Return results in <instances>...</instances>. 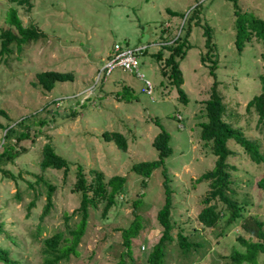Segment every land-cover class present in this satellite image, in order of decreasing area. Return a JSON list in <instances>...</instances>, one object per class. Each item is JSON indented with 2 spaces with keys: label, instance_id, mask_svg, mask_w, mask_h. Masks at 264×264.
Returning <instances> with one entry per match:
<instances>
[{
  "label": "rangeland",
  "instance_id": "374dc122",
  "mask_svg": "<svg viewBox=\"0 0 264 264\" xmlns=\"http://www.w3.org/2000/svg\"><path fill=\"white\" fill-rule=\"evenodd\" d=\"M28 1L29 4L17 5L0 0V30L10 25L5 16L13 6L24 25L34 23L44 32L38 39L20 47L13 44L9 52L0 54V151L6 148L18 152L14 160L2 164L9 172L0 171V245L21 257L19 264H41L44 235L61 229L64 237H70L69 229L81 217V192L75 189L76 171L81 165L88 181L93 177L92 169L102 171L104 180L114 174L125 175L127 180L105 216L101 214L103 202L89 206L78 244L80 254L62 264H120V259L121 264H150L147 255L162 232L156 212L165 201V169L173 191V227L172 239L165 241L161 264H250L235 263L230 254L234 249H245L236 238L238 233H244L243 217L254 215L264 221V188L256 183L264 176V161L254 162L237 142L229 139L227 145L232 153L227 161L233 167L230 193L241 206V217L227 223L228 211L220 201L217 207L221 218L217 224L204 226L197 217L209 184L196 178L210 169L216 158L210 142L205 144L200 137V123L206 120L204 105L215 73L216 86L225 103L224 118L256 140L264 154V125L257 124L252 108L246 109V102L260 92L264 40L253 35L238 51L233 2ZM238 5L264 19V0H238ZM196 19L200 21L196 23ZM189 20L191 45L178 58L181 88L187 95L183 100L168 72H161L163 60H158L154 52L160 49V43L184 35L186 29L181 27L186 28ZM206 24L212 27V41L216 44L213 73L211 62L200 59L207 51L203 35ZM115 43L121 48L144 46L138 55L143 78L120 66L105 79L97 78L98 70L112 56ZM167 54L163 50L162 57ZM49 69L70 72L73 78L56 81L47 90L38 83L36 74ZM145 78L152 83L151 94L145 90ZM11 125L14 136L5 138V127ZM161 128L170 134L171 153L149 176L134 172L133 162L158 157L152 141ZM106 130L123 133L126 149L104 139ZM20 133L24 135L15 141ZM46 142L67 159V171L63 167L41 168V149ZM45 182L54 184L55 189L49 211L42 214ZM32 199L35 202L28 209ZM133 220L140 226L137 235L131 237L130 254H124L122 230ZM38 225L41 232L36 237ZM178 231L191 242L188 250L179 246ZM8 234L20 243L10 241ZM258 260L264 264L262 254Z\"/></svg>",
  "mask_w": 264,
  "mask_h": 264
},
{
  "label": "trees",
  "instance_id": "16d2710c",
  "mask_svg": "<svg viewBox=\"0 0 264 264\" xmlns=\"http://www.w3.org/2000/svg\"><path fill=\"white\" fill-rule=\"evenodd\" d=\"M9 1L17 5L23 3L29 4L28 0ZM231 1L233 2V13L235 15L234 42L238 51L243 49L245 41H249L253 35L264 40V19L251 11L242 10L238 5V0ZM189 19H191V17ZM6 20L9 21L10 25L6 29L0 30V54L9 52L13 44L20 47L24 42L36 40L40 35L44 34L34 23L24 25L17 14L16 8L13 6L8 9V13L5 16V21ZM199 21V19L195 20L196 23ZM184 29H186L184 35L178 34L171 41L160 43V49H157L154 55L158 60H163L164 68H162L161 72L164 74L168 72L171 82L177 85L179 98L186 100L187 95L181 88L183 77L181 75L178 58H182L186 53V49L191 45L189 42V35L191 32L190 20L186 28L184 25L181 27V30ZM203 35L205 36L207 51L206 55L202 54L200 56V59L204 63L206 59L211 62L209 66L213 73V68H216L217 58H212L215 55L214 50L216 48V44L212 41V27L207 24L203 25ZM163 50L168 51L165 57H162ZM36 77L38 83L47 90H50L56 81L71 80L73 78L70 72L54 69L38 72ZM259 79L261 83L260 92L246 102V109L251 110L252 108L257 114V124L264 125V73L259 75ZM216 85L217 80L215 73V81L212 84L210 96L206 99L204 105L206 120L200 123V137L204 140L203 143L207 144L210 142V148L216 158L213 166L196 178V180L205 179L209 184L207 192L201 199L203 206L197 214L201 224L208 227L217 224L221 218V209L217 207V201L224 204V207L228 211L226 216L227 223L241 217V206L230 193L232 183L230 173L231 165H229L227 157L232 153V149L227 145L228 140L232 139L237 142L254 162L264 161V154L260 150L259 143L245 135L241 127L232 124L224 118L225 103ZM21 120L16 123H20ZM13 132V125L5 127L4 137L11 138L14 136ZM23 135L24 133L17 135L15 141H18ZM103 137L106 140H113L121 149H126L127 147V138L120 131L106 130L103 132ZM169 140V132L161 128L152 141V144L158 150V157L156 159H145L133 162L131 170L144 176H149L155 168L163 165L164 158L171 153ZM41 150L42 156L40 159V166L42 169L53 166L57 168L63 167L64 171H67V159L56 152L50 142L44 143ZM17 154V151H11L6 148L2 149L0 151V171L4 174L6 172L8 173L9 171L2 168V164L8 160H14ZM91 171L93 177L88 181L85 174L82 172L81 165H78L75 189L81 192L80 204L78 207V210L81 212V217L76 223V226L69 229V233L71 234L70 237H64L61 229L42 237L43 246L41 252L43 253V261L41 264H62L65 260L78 256L80 254L78 244L85 231L89 215V206H97L100 202H103L101 214L105 216L113 203L116 202V193L122 192L123 186L127 180L125 175L114 174L107 180H104L102 171L97 169H92ZM163 172L165 177L163 182L165 201L156 212L157 220L162 226V232L158 240L153 244L152 250L147 255V261L150 264H161L165 253V241H170L172 239L171 229L173 223L171 220V198L173 191L168 185L165 169H163ZM10 175L13 178L15 177L13 173H10ZM38 180H41V177H39ZM256 183L258 187L264 188V176L260 177ZM45 184L47 186V194L42 214L49 211L52 201L51 195L55 189L54 184L47 182H45ZM231 192H233V190ZM34 202V199L29 201L28 209H30ZM139 226V221L133 220L127 227L123 228V243L126 246V250L123 252L124 254H130L129 247L131 244V237L137 235ZM241 227L244 233H238L236 238L245 249H234L230 254L231 260L235 263L248 261L250 264H259L258 256L260 254H262L264 259V221L254 215H247L242 218ZM40 232L41 227L38 225L34 231V235L37 237ZM8 237L13 243H20L17 237L10 234H8ZM62 241L65 243H62ZM177 242L184 250H188L191 245V242L187 239V235L182 233V231L177 232ZM20 260L21 257L18 258L8 247L0 245V264H19ZM120 261L121 264L123 260L120 259Z\"/></svg>",
  "mask_w": 264,
  "mask_h": 264
},
{
  "label": "built area",
  "instance_id": "2783aa9c",
  "mask_svg": "<svg viewBox=\"0 0 264 264\" xmlns=\"http://www.w3.org/2000/svg\"><path fill=\"white\" fill-rule=\"evenodd\" d=\"M144 46L126 47L121 48L118 43L114 44L113 54L105 62L104 66L98 70L97 78L102 77L105 79L113 68L120 66L124 70L135 72L138 77L143 78V74L139 72V59L138 55L142 53ZM145 90L147 93H152V83L149 79L145 78ZM144 245H141L143 248Z\"/></svg>",
  "mask_w": 264,
  "mask_h": 264
}]
</instances>
